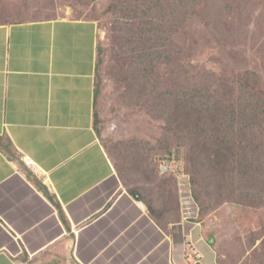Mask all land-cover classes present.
<instances>
[{
  "label": "crops",
  "instance_id": "1",
  "mask_svg": "<svg viewBox=\"0 0 264 264\" xmlns=\"http://www.w3.org/2000/svg\"><path fill=\"white\" fill-rule=\"evenodd\" d=\"M57 5L0 1V264H188L189 245L229 264L236 232L203 213L187 175L125 183L104 34Z\"/></svg>",
  "mask_w": 264,
  "mask_h": 264
},
{
  "label": "rangeland",
  "instance_id": "2",
  "mask_svg": "<svg viewBox=\"0 0 264 264\" xmlns=\"http://www.w3.org/2000/svg\"><path fill=\"white\" fill-rule=\"evenodd\" d=\"M49 1L104 34L123 87L108 145L127 186L180 159L203 213L236 232L228 263L264 264V0Z\"/></svg>",
  "mask_w": 264,
  "mask_h": 264
},
{
  "label": "built area",
  "instance_id": "3",
  "mask_svg": "<svg viewBox=\"0 0 264 264\" xmlns=\"http://www.w3.org/2000/svg\"><path fill=\"white\" fill-rule=\"evenodd\" d=\"M25 164L28 168H34L35 164L31 158H26ZM159 165V173L161 176H175L180 177L183 168V162L180 159H176L174 156H167L162 159ZM201 255L197 253L195 248L192 245H189L188 254H187V263L188 264H201Z\"/></svg>",
  "mask_w": 264,
  "mask_h": 264
},
{
  "label": "trees",
  "instance_id": "4",
  "mask_svg": "<svg viewBox=\"0 0 264 264\" xmlns=\"http://www.w3.org/2000/svg\"><path fill=\"white\" fill-rule=\"evenodd\" d=\"M263 8H264V7H263ZM263 8H262L261 6H259V9H260L261 11H264ZM262 14H263V13H261V16H263ZM216 87H217V86H214V89H215V90H217ZM211 98H212V96H211L210 94H208V95H207V99L210 100ZM156 173H158V175H160V173H159V166H158V169H156ZM170 177H171V176H170ZM226 202H227V203H231V201H229V200H228V201H224V203H226ZM236 205H239V204H236Z\"/></svg>",
  "mask_w": 264,
  "mask_h": 264
}]
</instances>
